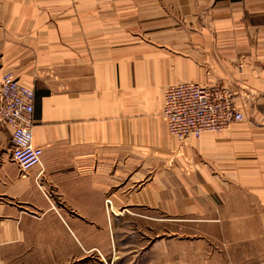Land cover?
<instances>
[{
  "label": "crops",
  "instance_id": "crops-1",
  "mask_svg": "<svg viewBox=\"0 0 264 264\" xmlns=\"http://www.w3.org/2000/svg\"><path fill=\"white\" fill-rule=\"evenodd\" d=\"M4 72L34 89L43 152L21 170L0 128V264L115 258L138 217L160 222L147 264H264V127L179 145L162 115L197 81L264 123V0H0Z\"/></svg>",
  "mask_w": 264,
  "mask_h": 264
},
{
  "label": "built area",
  "instance_id": "built-area-1",
  "mask_svg": "<svg viewBox=\"0 0 264 264\" xmlns=\"http://www.w3.org/2000/svg\"><path fill=\"white\" fill-rule=\"evenodd\" d=\"M14 76L0 75V128L9 131L11 159L25 171L41 163L43 149L33 143L34 89ZM163 96L162 115L178 142L227 130L244 119L236 93L223 84L179 81L167 86Z\"/></svg>",
  "mask_w": 264,
  "mask_h": 264
},
{
  "label": "rangeland",
  "instance_id": "rangeland-1",
  "mask_svg": "<svg viewBox=\"0 0 264 264\" xmlns=\"http://www.w3.org/2000/svg\"><path fill=\"white\" fill-rule=\"evenodd\" d=\"M234 92L236 93L237 100L245 103V105L243 104L244 106L241 105V110L245 115L241 122L233 124L227 130L240 131L243 129H257L258 124H261V126L264 127V123H258L255 121L254 114L257 113L258 107L253 105V103H250L251 98L246 97V94L239 90ZM215 133H219V131ZM191 139L186 140L185 142H178V144L187 145L190 143ZM109 203L110 202H106V204ZM131 223L133 226L131 232L121 235V249H116V260L114 262V254L112 252L108 255H101L97 250H92L89 251L83 259H81V257H75L72 264H147L149 260L145 257V247L150 241L155 242L160 240V237L156 235L159 234L157 232L160 231V222L138 217L137 219H131ZM184 227L186 233H191L195 226L192 221H186L184 222ZM185 236L184 241L192 240L189 235L186 234ZM150 237H152V239H150ZM156 248H158V246H156Z\"/></svg>",
  "mask_w": 264,
  "mask_h": 264
}]
</instances>
